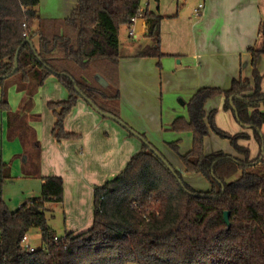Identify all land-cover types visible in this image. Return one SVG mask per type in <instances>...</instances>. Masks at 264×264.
I'll use <instances>...</instances> for the list:
<instances>
[{
  "label": "trees",
  "instance_id": "1",
  "mask_svg": "<svg viewBox=\"0 0 264 264\" xmlns=\"http://www.w3.org/2000/svg\"><path fill=\"white\" fill-rule=\"evenodd\" d=\"M140 3L79 0L70 17L47 19L40 15V0H0V109L9 137L21 142L27 176H40L41 147L26 116L9 107L10 84L32 99L50 76L61 81L69 96L50 103L56 117L52 134L58 141L78 137L66 131L65 120L80 98L112 115L132 135L137 133L120 114V28L132 27ZM262 12L259 38L248 49L253 79L241 76L226 90L200 88L188 102L190 121L179 116L168 127L192 131L193 147L181 155L183 165L186 173L207 179L210 190L193 188L165 156L161 154L168 165L151 150L156 147L144 143L122 172L95 187L91 228L56 240L46 214L50 205L63 203L64 181L60 176L42 177L41 196L17 210H9L0 200V264H264V157L253 159L250 149L240 144L251 138L248 133L220 131L214 124L216 111L205 109L209 99L224 97V109L232 111L240 124L252 126L264 147V91L258 69L264 56L263 7ZM141 18L148 27L149 44L140 46L134 56L162 59L167 56L161 50L164 16L146 10ZM27 39L34 47L24 44ZM17 55L19 67L14 71ZM209 125L231 141L239 157L206 152ZM171 146L177 149L176 143ZM0 170L2 182L11 179L8 164L1 162ZM33 229L41 232L46 248L24 247L23 239Z\"/></svg>",
  "mask_w": 264,
  "mask_h": 264
},
{
  "label": "rangeland",
  "instance_id": "2",
  "mask_svg": "<svg viewBox=\"0 0 264 264\" xmlns=\"http://www.w3.org/2000/svg\"><path fill=\"white\" fill-rule=\"evenodd\" d=\"M201 2L203 0H141L140 6L142 9H148L150 12H156L165 17L161 23L162 39L173 42L179 36L182 38H189L191 36L189 40L192 42L194 35L197 34L199 36L201 32L205 31L204 27L207 21L197 23V19L202 18V15L197 16L195 14V10ZM261 4L264 9V2ZM141 21V18H137L135 24L132 25L133 31H136ZM129 31L128 26H122L120 28L121 50L130 44ZM211 33L208 31L207 36L211 37ZM215 34L213 32V35ZM261 41L263 42L264 40L262 39ZM187 47L189 48L190 45H187ZM186 50L184 55L179 56V58H176V56H165L162 59L147 58L143 65V68L149 72V90L153 92L152 98H154L155 104H157L158 114L155 117L156 122L151 126V132L146 135V141L156 147L158 152L165 156L177 170H179V165H183L181 155L186 154L193 147V133L191 130L175 131L168 129L178 116L184 117L188 122L190 121L188 102L195 91L193 87L187 86V79L185 81L184 78L189 74L199 75L201 80H205L208 77L207 70L201 72L198 68H194V71H192L193 67H187L189 64L192 65L193 56L189 49ZM217 62L221 63L220 60H216L214 64H218ZM238 63H241V76L252 80L253 69L249 57L244 54L241 55ZM259 70L262 75V85L264 86V56L261 57ZM190 78L193 79L192 77ZM220 84L218 85L219 87H225L222 83ZM230 87L231 83L227 88ZM2 93L3 91L0 88V102ZM23 98L24 94L20 93L15 85L10 84L8 86L7 99L12 111L20 110L23 104ZM67 98L68 91L61 81L55 76H50L34 95L32 109L30 110L29 116L26 117L28 125L34 129L36 138L42 146L39 157L42 167L44 165L45 168H52L54 170L68 167L69 170L73 169V172L80 173L83 170V166H85L89 174L87 178H90L91 182L93 180L91 178L96 177V180H98L92 186L89 185V189L87 188V190L82 191L84 201L82 207H79L76 212L75 207L70 202L72 192L69 189L68 176L64 177V201L62 204L50 205L49 211L46 214L48 224L58 238H64L68 233L69 226L78 221L79 216L76 214H82L85 217L88 215L89 211L88 209L86 211V207L89 205L92 207L94 204V189L97 187L98 182L104 183L105 180H108L107 172L110 170L109 166L111 164L113 166L116 165L122 159L121 153L117 157L116 152L111 155V151H107L103 147L105 145L103 141L107 139L106 133L111 134L110 131L112 130L108 125L110 123L111 125L112 123L116 126L120 125L131 135L130 131L125 128V125L117 120L101 115L88 101L85 102L86 100L84 99L83 103L91 107L92 111L101 117L102 120L100 122L95 121L90 126L89 121L87 119L85 120L83 116H75L72 119V126L77 128L74 131L79 133L78 137L58 141L52 134L56 117L53 109L50 107V103L59 102ZM183 102L186 103L183 104ZM205 108L209 110V113L216 111L214 124L220 131L235 135L244 130L242 124L235 119L233 112L224 109L222 97L209 99ZM206 121L208 124L210 123L208 118ZM210 125L209 134L205 138V150L210 153L223 151L225 154L236 156L237 152L231 144V141L220 136ZM132 137L136 136L132 135ZM84 140L91 142V151L88 143L83 142ZM123 140L125 139L123 138ZM250 141V147L255 149L258 141L253 131ZM116 142L117 139L115 138V144ZM172 143H176L177 149H173L171 146ZM142 144L144 143L142 142ZM68 151L72 154V162L65 156ZM87 156L88 158H85ZM25 157L26 155L22 154L20 140L9 137L6 116L1 114L0 109V167L1 162H4L11 169V179L5 180L4 182L1 180L0 170V200L11 211L17 210L23 203L40 197L42 194L43 182L41 177H28L25 173ZM58 157L63 159H57ZM127 164L124 167H122V164L115 166L113 168L114 172L119 174L126 168ZM87 181L90 182L88 179ZM189 184L199 191H208L211 189V184L201 174L192 175L189 179ZM27 239L28 241L26 243L35 249L46 248L41 232L37 229L31 230L27 234Z\"/></svg>",
  "mask_w": 264,
  "mask_h": 264
},
{
  "label": "crops",
  "instance_id": "3",
  "mask_svg": "<svg viewBox=\"0 0 264 264\" xmlns=\"http://www.w3.org/2000/svg\"><path fill=\"white\" fill-rule=\"evenodd\" d=\"M78 2L79 0H40V15L47 19L68 18L77 8ZM202 3L205 4V8L202 13V18L197 19V23L204 22L205 20L207 21L204 27V32H201L199 36L197 34L194 35L192 42L189 40L191 39V36L189 38H182L179 36L177 39H174L173 42L165 39L161 40V50L167 55V57L176 56V58H179V56L184 55L185 51H187L186 49H189L193 56V63L192 65L189 64L187 67H193L192 71H194V68H198L201 72L205 70L208 71V77H206L205 80H201L199 75L195 76L194 74L186 75V78H184L185 81L187 79V86L194 88L195 92H193V95L202 87H219L218 85H221L220 83L225 86L224 88H220L225 90L229 89L227 87L230 86V83L232 84L234 79L241 77V63H238V60L243 54L249 57L252 67V57L248 52V49L258 40L259 28L263 19L261 0H203L200 4ZM141 20L142 21L136 28V31H133L132 27L129 28L130 44L122 49L123 58L120 61V114L122 121L126 125L135 130L137 133H141L146 136L151 132V126L154 122H156L155 117L158 116V114L157 104H155L154 98H152L153 92L149 90V72L143 68L147 58H138L134 56L140 46L149 44V40L145 37L148 27L145 20L142 18ZM208 31L212 32L211 37L207 36ZM213 32L216 34L213 35ZM187 45H190V47L188 48ZM216 60H220L221 63L217 62L218 64H214V61ZM259 63L261 66V58L258 62V69ZM262 90L264 91L263 85ZM23 99V104L20 107V110L16 111L28 117L33 106V98L30 99L24 94ZM222 100L225 103L224 97H222ZM83 102L84 99L80 98L76 107L73 109L68 118H66L65 129L68 133L76 135L79 134L74 131L77 128L72 126V119L75 116H83L85 120L87 119V121H89L90 126H92L95 121L100 122L102 120L101 117L92 111L91 107ZM185 103L186 102H183V104ZM206 111L209 113L208 109H206ZM108 126L111 127L112 130L110 131L111 134L106 133L107 139L103 141L105 143L103 147L107 151H111V155L116 152V156L119 157V154L121 153L122 159L118 161L116 165L113 166V164H111L109 166L110 170L107 172L109 179L107 178L108 180H105L104 183L98 182L97 186H103L107 181L118 175L114 172L113 168L121 164L122 167H124V165L130 161L131 157L140 152L143 147L141 140L136 137H132V134L129 135L127 130L123 129L124 127H121L120 125H113V123L112 125L110 123ZM243 129L244 130H242V132L248 133L250 137L252 136V128L243 127ZM262 129L264 133V126ZM115 138L117 139L116 144ZM123 138L125 140H123ZM250 140L251 138L247 141H240V144L250 149L251 157L254 159L264 153L262 150L264 147L261 148L257 143L255 149H252L250 147ZM83 142L86 144L88 143L91 151V142H88L87 140H84ZM40 147L42 149L41 144ZM206 152L210 153L208 151ZM68 153L65 154V156L72 162V154ZM234 157H239V155L237 154ZM59 158L61 157H58L57 159ZM85 158H88V156ZM24 160L26 162V157ZM178 169V171L184 173L182 175L188 183L191 176L196 174L186 173L184 165H179ZM47 176H62L63 179L68 176L70 186L69 189L72 192L70 202L71 205L75 207L76 212L79 207H82V203L84 201L82 191L85 189L87 190V188L89 189V185L92 186L93 183L95 184L96 181H98L96 180V177L91 178L93 179L92 182L90 178H87L89 177V174L88 169L85 166H83V170L79 173L73 172V169L69 170L68 167L60 168L59 170L57 168V170H54L52 168H45L43 165V167H40V176L28 177H41L42 179V177ZM87 179L90 182H88ZM87 209L89 212L86 217L82 214H76L79 216L78 221L69 226L70 228L68 229L67 234L72 233L74 235H78L91 228L93 224V206L90 207L89 205L86 207V211Z\"/></svg>",
  "mask_w": 264,
  "mask_h": 264
},
{
  "label": "water",
  "instance_id": "4",
  "mask_svg": "<svg viewBox=\"0 0 264 264\" xmlns=\"http://www.w3.org/2000/svg\"><path fill=\"white\" fill-rule=\"evenodd\" d=\"M29 44V45H31L32 47H34V42L31 40V39H27L25 42H24V44ZM18 67H19V63H18V55H17V57H16V62H15V69H14V71H16V70H18ZM0 78H2V77H0ZM100 83L101 84H107L105 81H104V79H100ZM83 97V96H82ZM85 100H86V98H84ZM233 97L231 98V102L233 101ZM87 101V100H86ZM90 104L101 114V115H103V116H105V117H108V118H111V119H114V120H116V118H114L112 115H110V114H108V113H104V112H102V111H100L98 108H96V106L94 105V104H92V102H90ZM234 109V111H236L235 110V108H233ZM124 125V124H123ZM243 127H245V128H252V126H249V125H242ZM134 135L136 136V137H140L137 133H134ZM140 139H141V141L143 142V143H145L146 145H150L147 141H146V139L145 138H142V137H140ZM151 150L162 160V161H164L165 162V164H167L168 165V163H167V161L166 160H164V158L162 157V155L156 150V149H154V148H151ZM263 150V152H264V148L262 149ZM264 157V153L262 154V156H261V158H263ZM169 168H170V170L175 174V176L177 177V174L175 173V171H174V169L171 167V166H169ZM182 174H184L183 172H182ZM229 215H230V213L229 212H226L225 213V215H224V217H225V222L227 223V225H228V227H230L231 226V223H230V219H229Z\"/></svg>",
  "mask_w": 264,
  "mask_h": 264
},
{
  "label": "built area",
  "instance_id": "5",
  "mask_svg": "<svg viewBox=\"0 0 264 264\" xmlns=\"http://www.w3.org/2000/svg\"><path fill=\"white\" fill-rule=\"evenodd\" d=\"M204 8H205V4H200L199 6H198V8L195 10V14L197 15V16H201L202 15V13H203V10H204ZM147 9H142V8H140V11H139V14H138V17L137 18H141L142 17V15H143V13L146 11ZM137 18H135V19H133V23L137 20ZM26 35V34H25ZM56 240H58V237L56 238ZM28 241V239H27V235L24 237V239H23V245H24V247L27 249V250H29V251H35L36 249L35 248H33V247H31L29 244H27L26 242Z\"/></svg>",
  "mask_w": 264,
  "mask_h": 264
}]
</instances>
